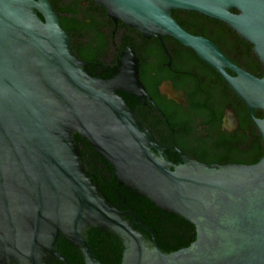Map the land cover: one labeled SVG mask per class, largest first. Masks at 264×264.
Instances as JSON below:
<instances>
[{"label": "water", "instance_id": "95a60500", "mask_svg": "<svg viewBox=\"0 0 264 264\" xmlns=\"http://www.w3.org/2000/svg\"><path fill=\"white\" fill-rule=\"evenodd\" d=\"M92 1L144 39L171 38L191 50L246 107L264 144V74L238 67L172 15L220 22L264 68V0ZM121 94L148 98L131 47L108 79L91 77L49 0H0V264H69L61 239L84 264H101L88 243L92 229L122 243L121 264H264V156L219 165L178 151L175 164ZM75 136L114 169L120 186L193 225L195 241L163 252L87 176Z\"/></svg>", "mask_w": 264, "mask_h": 264}, {"label": "trees", "instance_id": "16d2710c", "mask_svg": "<svg viewBox=\"0 0 264 264\" xmlns=\"http://www.w3.org/2000/svg\"><path fill=\"white\" fill-rule=\"evenodd\" d=\"M49 1L54 12L59 16L61 28L70 37L73 55L79 60L88 63L86 71L91 77L108 79L112 74L113 67L105 64L103 62V57L108 50L109 41L107 36L101 31L102 25L100 19L91 14L90 8H84V5H88V3L94 4V2L92 0H68L67 2L66 0L62 2H59V0ZM172 15L187 32L192 35L209 38L220 48L222 53H225L226 50L229 49V41L237 39L248 53L241 63L231 60L255 77L261 78L263 76L264 68L253 54L252 46L240 39L237 34L233 33L225 25L207 19L197 13L173 11ZM102 16L104 20V10L102 11ZM203 24H215L214 33L208 34L207 30L203 28ZM122 27L124 38L121 41V49L131 45L135 50L140 64V81L144 87H146V91L153 99L155 105H157L162 112L158 111V117H154L152 112H155L157 109L152 105H150V107H153L152 109L139 107L137 106V101L133 97L127 94H121V96L125 99L128 106L134 110L142 125L149 127V122H151L152 118L154 122V124H152L156 128L165 126L166 123L161 117V114L164 113L171 127L175 130L182 129L184 133H189L192 127L191 116H186L182 111L175 109L173 103L167 102L168 104H164L163 101H161V97L157 91V81H154L151 75L154 62L149 64L146 61L151 58L156 60V57L160 59V62L165 61L164 53L161 50L157 54H153L148 50L142 51L143 48L141 47L148 44V41L134 29L125 25H122ZM151 40L155 42L157 47L159 46L154 38ZM167 40L174 43L179 49L181 48V50L189 52L196 57L191 50L183 47L175 40L163 38L165 43ZM154 55H156V57ZM222 83L229 89L223 80ZM230 94L232 96L231 101L237 102L241 107L245 108L241 101L231 91ZM255 116L257 118H262L263 113L256 111ZM246 124L251 127V138L246 139L244 144H237L236 146L230 145L228 148L223 145L214 148L201 147L196 153L197 160L204 164L219 165H252L260 161L264 156V144L247 110ZM182 138L183 139L177 141V145L180 148L183 146L184 137ZM75 141L78 145L87 176L92 179L93 183L97 185L98 189L101 190L111 204L119 206L122 210L127 209L134 214L139 223L144 226V228L138 227V229L147 235L149 234L145 229L150 230L156 236L158 246L163 252H176L188 247L195 241L196 234L193 225L176 215L162 212L147 199L120 186L114 176V169L93 150L91 145L79 136H75ZM166 155L171 162L175 164L180 163L178 154L173 150L166 151ZM88 243L96 260L101 264H121L123 246L116 237L92 229L88 232ZM58 251L68 260L69 264H84L76 249L63 239L58 242ZM52 264L61 263L52 262Z\"/></svg>", "mask_w": 264, "mask_h": 264}, {"label": "flooded vegetation", "instance_id": "af4514ba", "mask_svg": "<svg viewBox=\"0 0 264 264\" xmlns=\"http://www.w3.org/2000/svg\"><path fill=\"white\" fill-rule=\"evenodd\" d=\"M85 7L90 8L91 14L100 19L102 25L101 31L107 36L109 41V47L103 57V62L113 67L111 74L113 75L118 68V61L123 50L127 47L133 49L131 45L121 49V41L124 38L122 25L124 24L120 21L117 23L113 22L107 16L106 11L95 3H88V5H84ZM103 10L105 11L104 20L102 16ZM215 26V24H203V28L207 30L208 34L214 33ZM151 39H145L148 41V44L141 48H143L142 51L148 50L153 54H157L160 50L164 53L165 61L160 62V59L156 55H154L156 60L152 58L146 60L149 64L154 62L151 75L153 80L157 81V91L161 97V101L164 104L167 102L173 103L175 109L182 111L183 114L189 115L192 118V127L189 133H184L182 129H176L178 130L176 131L168 123L164 113L161 114V117L166 124L161 128L157 127V129L153 126L154 122L152 118L151 122H149V127L142 125L140 122L143 127L150 131L155 142L161 146H165L166 151L173 150L177 154L180 151L184 156L197 160L196 153L201 147L214 148L223 145L228 148L230 145L244 144L246 139H250L251 127L246 124L247 109L245 110L246 107L244 105L245 108L241 107L237 102L231 101L230 89L222 83L220 76L196 58L197 56L195 57L189 52L181 50V48L179 49L171 41L167 40L166 43L163 41L162 45L154 38L159 44L157 47ZM206 39L210 40L209 38ZM210 41L213 42L212 40ZM229 45V49L223 54L231 62L241 63L248 53L245 47L237 39L229 41ZM234 64L237 65L236 63ZM87 65L88 63H86ZM139 67L138 58V71ZM144 88L146 90V87ZM147 95L146 103L135 99L137 106L145 107L146 109L155 107L157 110L152 113L154 117H158V111H162L155 105L148 93ZM150 105L153 107H150ZM182 137H184L183 146L180 148L177 145V141L183 139Z\"/></svg>", "mask_w": 264, "mask_h": 264}]
</instances>
